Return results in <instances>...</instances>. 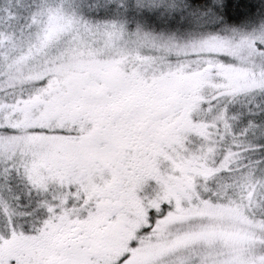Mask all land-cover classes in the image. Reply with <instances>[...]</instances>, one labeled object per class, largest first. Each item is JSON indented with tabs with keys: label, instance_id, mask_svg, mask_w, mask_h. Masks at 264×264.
<instances>
[{
	"label": "snow or ice",
	"instance_id": "1",
	"mask_svg": "<svg viewBox=\"0 0 264 264\" xmlns=\"http://www.w3.org/2000/svg\"><path fill=\"white\" fill-rule=\"evenodd\" d=\"M0 264H264V0H0Z\"/></svg>",
	"mask_w": 264,
	"mask_h": 264
}]
</instances>
